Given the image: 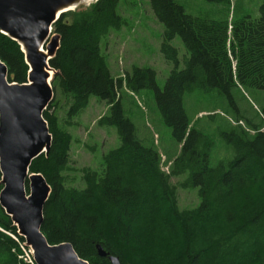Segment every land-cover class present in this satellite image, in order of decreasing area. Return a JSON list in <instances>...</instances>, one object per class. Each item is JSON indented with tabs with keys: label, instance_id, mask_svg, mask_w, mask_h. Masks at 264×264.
I'll use <instances>...</instances> for the list:
<instances>
[{
	"label": "trees",
	"instance_id": "obj_1",
	"mask_svg": "<svg viewBox=\"0 0 264 264\" xmlns=\"http://www.w3.org/2000/svg\"><path fill=\"white\" fill-rule=\"evenodd\" d=\"M202 1L212 8L194 14L179 0H149L164 28L161 51L173 64L163 87L151 67L135 65L120 77L110 68L108 38L129 24L121 11L124 2L136 1L97 0L55 22L60 46L50 65L60 98L44 112L50 150L30 166L51 187L42 224L50 244L71 243L90 264H111L98 255L97 245L121 264H264V110L257 117L230 110L237 108L235 90L264 91V5L254 17L248 10L239 14L240 0ZM176 37L185 47L182 57ZM0 58L10 81L27 82L21 46L4 34ZM92 96L108 106L98 125L116 127L120 144L102 154L97 168H74L70 129L79 125ZM138 96L145 104L151 99L180 146L177 153L161 151ZM204 97L235 115L225 120L228 131L222 122L217 130L214 125L232 148L230 159L215 166L216 134L192 124L186 106L189 99ZM60 99L64 121L55 112ZM135 119L144 120L146 134ZM3 187L0 171V192ZM180 187L198 188L199 205L181 209ZM25 242L0 206V264H32L25 260Z\"/></svg>",
	"mask_w": 264,
	"mask_h": 264
},
{
	"label": "water",
	"instance_id": "obj_2",
	"mask_svg": "<svg viewBox=\"0 0 264 264\" xmlns=\"http://www.w3.org/2000/svg\"><path fill=\"white\" fill-rule=\"evenodd\" d=\"M71 1L0 0V34L18 42L29 68L27 82L10 81L8 66L0 58V171L4 185L0 206L10 217L16 215L17 223L11 219L33 250L36 264H90L71 243L48 242L42 224L51 187L42 174L30 171L33 160L47 154L52 143L44 112L55 95L52 80L56 71L50 61L60 46V36L53 26L70 11L60 8ZM39 44L47 55L40 52ZM46 68L53 71L50 83ZM97 249L111 264H121L101 245Z\"/></svg>",
	"mask_w": 264,
	"mask_h": 264
},
{
	"label": "rangeland",
	"instance_id": "obj_3",
	"mask_svg": "<svg viewBox=\"0 0 264 264\" xmlns=\"http://www.w3.org/2000/svg\"><path fill=\"white\" fill-rule=\"evenodd\" d=\"M179 1L185 4L188 12L194 14H200L204 12V9H209L213 6L211 3L202 0ZM134 2L128 4V6L124 2L121 10L129 24L120 31H113L107 41L105 51L109 56L111 71L116 77H120L126 71H131L135 65L151 67L157 72L159 86L163 87L173 69V64L166 61L161 51L163 25L156 19L149 0H134ZM239 4L240 15H243L248 10L252 16L256 17L260 15L259 8L264 5V0H240ZM90 5L82 4L77 9L67 12L86 9ZM173 44L179 48L180 57H182L185 53V47L180 37H176ZM54 92V99L60 98V95L56 91ZM150 92L148 96L154 100V93ZM138 97L136 99L144 107L147 120L152 125L151 129H155L153 137L161 151L168 154L177 153L180 146L172 137L171 129L162 121L151 99L150 103L147 102L145 104L140 101L144 98ZM233 97L237 108H230V110L234 111L236 115L239 113L245 117H257L264 110V91H248L241 88V90L234 91ZM209 99L204 97L200 100L189 99L186 102L191 123H195L199 129L215 133L214 125L217 130L219 127L218 123L222 122L223 132L228 131L229 126L225 123V120L233 121L235 115L228 111L223 103L219 102V105H216L217 102L212 104ZM62 104L63 100L60 99L55 111L60 121L63 120L66 114V107H62ZM214 108H217L218 111L211 112ZM52 111L54 112V109ZM209 111L214 117H210L211 113H208ZM107 112L108 106L97 97L92 96L88 108L80 118H77L79 125L70 129L75 138L71 149L74 168L87 165L97 168L102 161V154L119 146L120 140L116 127L108 126L102 128L98 125V119ZM135 121L139 132L142 131L143 134L141 133V135H144L146 127L144 120L135 119ZM215 134L216 136L212 137L215 141L211 160L213 166L221 160L230 159L229 157L232 154V148L226 143L225 138L219 132ZM164 159L165 157H163ZM164 170H168V166H165V164ZM72 173L76 174V172ZM185 178L186 175L174 177L172 182L178 183ZM178 202L181 209H190L198 206L200 203L199 189L180 187L178 189Z\"/></svg>",
	"mask_w": 264,
	"mask_h": 264
},
{
	"label": "bare ground",
	"instance_id": "obj_4",
	"mask_svg": "<svg viewBox=\"0 0 264 264\" xmlns=\"http://www.w3.org/2000/svg\"><path fill=\"white\" fill-rule=\"evenodd\" d=\"M95 0H73L70 3L63 5L60 9L61 10H74L77 9L79 6H81V4H85V5H89L92 2H94ZM24 45V43L22 44V46ZM40 48V52L44 55H47V50L45 47L41 48L42 45L39 44L38 46ZM46 71L48 72V79H47V83H50V78L53 75V71L50 68H46ZM29 191L27 190L26 195H28ZM11 217L13 218L14 222L17 223L16 221V215L15 214H11ZM98 246V245H97ZM104 249V248H103ZM105 250V249H104Z\"/></svg>",
	"mask_w": 264,
	"mask_h": 264
},
{
	"label": "built area",
	"instance_id": "obj_5",
	"mask_svg": "<svg viewBox=\"0 0 264 264\" xmlns=\"http://www.w3.org/2000/svg\"><path fill=\"white\" fill-rule=\"evenodd\" d=\"M30 253V255H29ZM29 253H27V258H25V260H27L28 262L35 264V260L33 257V250L29 247Z\"/></svg>",
	"mask_w": 264,
	"mask_h": 264
}]
</instances>
